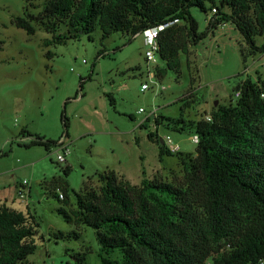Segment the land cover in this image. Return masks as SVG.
Returning a JSON list of instances; mask_svg holds the SVG:
<instances>
[{"label":"rangeland","instance_id":"rangeland-1","mask_svg":"<svg viewBox=\"0 0 264 264\" xmlns=\"http://www.w3.org/2000/svg\"><path fill=\"white\" fill-rule=\"evenodd\" d=\"M45 2L0 0V199L36 219L37 249L27 264H77L76 254L87 264H101L95 231L67 223L57 211L61 202L44 182L64 177L62 169L70 167L67 181L75 205L83 188L98 191V175L107 169L137 186L145 178L182 180L183 162L196 158V144L190 141L194 127L221 106L234 105L235 87L246 78L264 79V55L246 58L247 46L233 24L219 25L190 45L179 54L175 70L158 59L147 63L141 34L131 39L116 32L102 39L97 27L92 41L84 34L56 44L59 35L67 34L64 24L53 35L34 21L33 36L15 26L16 17L36 18ZM213 10L208 4L206 13L192 10L199 32L212 21ZM100 51L104 56H98ZM149 72L156 83L143 92ZM153 110L171 123L181 119L182 125L174 127L161 117L139 128ZM62 115L69 122L68 137ZM149 133L157 141L149 140ZM166 137L179 145L181 154L160 156V140ZM37 138L63 141L69 150L66 163L56 161L64 150L31 145ZM24 181L30 189L21 200L17 191ZM108 258L121 260L122 254L116 251Z\"/></svg>","mask_w":264,"mask_h":264},{"label":"trees","instance_id":"trees-1","mask_svg":"<svg viewBox=\"0 0 264 264\" xmlns=\"http://www.w3.org/2000/svg\"><path fill=\"white\" fill-rule=\"evenodd\" d=\"M207 4L216 12L205 31L199 32L191 12L197 8L206 13ZM34 21L53 35L65 25L67 34L59 35L56 44L84 34L92 41L97 27L102 39L116 32L134 39L150 28L167 25L157 39V57L168 70L178 69L179 54L187 53L190 45L206 39L219 25L235 26L247 46L246 58L264 55V0H46L36 18L25 14L14 24L33 36ZM257 37L262 38L260 45ZM237 92L234 105L221 106L210 120L194 127L196 158L183 162L182 180L145 178L137 186L107 169L98 175V191L83 188L75 205L67 181L70 167L62 169L64 177L44 182L61 202L57 211L67 223L95 231L101 264H264V79L246 78L235 87ZM62 123L68 137L69 122L63 115ZM144 123L139 128H145ZM181 123L178 119L171 124ZM148 139L157 141L153 133ZM57 144L37 138L31 145L50 150ZM165 154L174 155L163 145L160 156ZM38 235L33 215L0 200V264H27L37 249ZM116 251L121 260L108 258ZM74 259L87 264L79 254Z\"/></svg>","mask_w":264,"mask_h":264},{"label":"built area","instance_id":"built-area-1","mask_svg":"<svg viewBox=\"0 0 264 264\" xmlns=\"http://www.w3.org/2000/svg\"><path fill=\"white\" fill-rule=\"evenodd\" d=\"M213 12H216V10H213ZM167 25H163V26H158V27H153L150 28L146 31H144L141 35H143V42L145 47L147 48L146 52H145V57H146V61L147 63H156L158 57H157V51H158V36L161 30H163ZM149 75V83H144L141 86V91H147L149 90V84H154L155 82V76L153 75L152 72L148 73ZM240 96V92L235 93V97H239ZM139 113L144 114L145 110L140 109ZM159 117V114L157 113V110H153L145 119V121H147L148 119H156ZM207 120H210V117L206 118ZM144 121V122H145ZM143 122V123H144ZM143 123H141L138 127H140ZM136 138L139 139H143L141 137V135H137ZM163 142V145L166 147V149H168L171 153L176 154L178 152H180V147L178 144L174 143L170 137H166L164 139H161ZM190 141L194 144L198 143V136L196 134H194L192 137H190ZM56 148L58 147V149H62L65 151L64 154H57V158L56 161L59 164H64L66 163V155L69 153V150L67 149V147L64 145L63 141L58 142V144L55 146ZM29 188V184L28 182L24 181L21 186L19 187V190L17 191L18 194V198L23 200L27 198L28 195V191ZM30 194V192H29ZM60 197L62 198V195H60Z\"/></svg>","mask_w":264,"mask_h":264},{"label":"crops","instance_id":"crops-1","mask_svg":"<svg viewBox=\"0 0 264 264\" xmlns=\"http://www.w3.org/2000/svg\"><path fill=\"white\" fill-rule=\"evenodd\" d=\"M130 176H128L129 178ZM3 203H5L7 205V199L3 198V199H0ZM19 211V210H18Z\"/></svg>","mask_w":264,"mask_h":264}]
</instances>
